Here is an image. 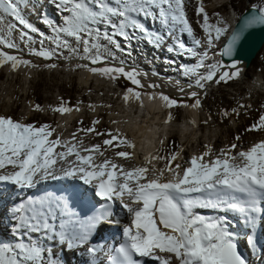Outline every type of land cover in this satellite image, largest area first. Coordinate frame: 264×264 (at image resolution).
<instances>
[{
	"label": "snow or ice",
	"instance_id": "obj_1",
	"mask_svg": "<svg viewBox=\"0 0 264 264\" xmlns=\"http://www.w3.org/2000/svg\"><path fill=\"white\" fill-rule=\"evenodd\" d=\"M45 3L54 9L53 15L44 13L45 4L40 0H0V17L12 21L0 29V67L9 66L12 71L21 66L39 67L23 57L25 51L45 60L78 58L91 65H105L77 64L76 68L112 80L125 78L135 88L128 87L123 100L141 106L143 93L138 89L145 85L139 77L147 73L136 68L126 70L123 59L117 65H107L109 59L116 60L113 48L126 52L133 41H143L155 48L166 47L176 56L196 58L194 64L178 65L181 74L194 78L193 82L186 86L179 80L172 82L178 92L194 98V103L182 106L196 109L201 107L200 92L186 88L204 90L239 78L242 61L235 58L238 46L250 30L264 26V8L243 16L227 43L215 53L229 58L230 63L222 59L206 63L229 26L219 13L211 22L202 0H198L196 14L202 16L197 24L203 38L195 34L186 12L190 0ZM35 9L39 10L37 19L42 27L31 20ZM152 23H158L163 31L151 30ZM45 66L57 67L54 63ZM147 87L160 85L150 83ZM149 97L156 99L157 94ZM158 98L169 109L182 104L163 93ZM79 103L69 107L61 98L59 106L50 108L64 115L80 112ZM88 107L95 111L94 105ZM33 110L43 108L36 104ZM171 119L169 113L165 123ZM78 123L82 125L83 121ZM99 124L95 119L91 127H79L70 139H62L49 123H25L0 114V187L7 185L10 191L19 193L11 206L0 212V233L5 237L0 240V264H61L56 249L83 252L88 257L85 264H250L252 252L245 256L240 247L243 244L257 249V230L264 229V139L238 151H234L239 147L236 143L219 152L204 145L205 151L184 162L187 166L174 163L180 153L172 152L145 156L142 166L126 167L117 158L130 161L134 152L117 149H135V143L119 128L99 131ZM261 130L264 114L246 129ZM90 136L109 138L102 144L86 145L85 138ZM109 150L112 156L106 155ZM156 160L166 163L157 167L153 163ZM50 181L69 183L59 194H28ZM84 191L91 199L83 198ZM201 210L217 214L207 215ZM5 218L9 221L7 228L2 227ZM105 225L120 227L118 243L96 242ZM259 247L264 252V246ZM260 259L264 260V255Z\"/></svg>",
	"mask_w": 264,
	"mask_h": 264
},
{
	"label": "rangeland",
	"instance_id": "obj_2",
	"mask_svg": "<svg viewBox=\"0 0 264 264\" xmlns=\"http://www.w3.org/2000/svg\"><path fill=\"white\" fill-rule=\"evenodd\" d=\"M223 1H226V6L224 8H217L220 2ZM230 2L228 3V0H202L205 11L209 14L210 21L213 23L217 19L216 13H219V17L227 23V18L232 12L236 11L239 17L238 12H243L248 4L264 7V0H230ZM197 6L198 0H190L189 6L186 9L195 32L201 30L197 24V20H202V16L197 17ZM13 35L15 37L16 34L13 33ZM134 43H136L138 48L139 61L135 57L132 60L133 58L130 56L124 60L127 62L126 67L134 66L142 71L145 65L142 63L143 60L140 57L142 53L140 49L147 43L143 41H134ZM146 47L154 49L152 46ZM160 48L155 49L151 55L147 54L150 56V59L152 58L154 60V57L158 56V59L163 60L166 47L164 49L165 51L163 50L164 52ZM11 51L15 54L14 50ZM112 51L116 58L120 59L121 56L118 50L113 48ZM210 55V58H212V52ZM23 57L32 60L39 67L28 68L21 66L17 71H12L9 66L0 67V114L11 115L14 119L25 120L27 123L35 122L37 125L49 123L56 128H67V131L64 132L66 136H71L70 131L73 133L79 127H91L92 121L99 119L100 124L97 126L99 131L103 132L109 129L115 130L119 128L121 133L126 135L129 140L134 141L132 131L129 129V125H127L128 118L123 117V110L127 108V104H124L122 98L124 92H126L128 87L135 88L129 81L121 77L125 84L124 87L121 89L107 88L106 86H110L111 82L115 80L110 81L109 78L102 77L99 74L89 76V71L86 68H76L77 64H89V67H100V65H91L89 61L78 58L71 60H64L63 58L45 60L40 57L31 56L27 51L23 53ZM127 59L132 61L129 62ZM108 62L117 63L114 61ZM52 63L56 64L57 67L50 68L45 66ZM164 66L163 68H166ZM169 68H171L170 65ZM159 70L155 69L150 72L143 70V73H152L154 76L164 77L156 74L155 71ZM161 74L163 75L162 72ZM174 78L183 80L185 77L177 73L174 74ZM209 87H212L213 90L209 91L204 89L199 96L201 107L197 108L199 116L198 122L192 123L193 116L189 113L191 110L182 106L183 102L181 99L173 98L181 101L182 104L179 107L171 108L172 113L168 112L166 114L168 116L171 113L172 119L168 122V133L164 132V146L157 155L167 156L172 152L181 153V149L185 148V155H181V158L179 160L177 159L174 163H181L187 166L184 162L192 155H199L205 151L204 145H210L214 152H219L220 149L226 148L232 143H236L239 146L238 148H240L246 144L253 143L254 141L259 142L264 139V130L246 131L247 128L258 121L260 115L264 114V48L254 59L250 71L244 77L237 78L228 83L222 82L219 85L212 84ZM261 89L262 91L260 92L259 90ZM140 90L144 91L145 87ZM61 98L64 102H67L69 107L73 108L77 106L78 102H82L79 103L81 111H73L64 115L51 111L50 106H59L61 104ZM190 101L194 103V98L188 102ZM36 104L41 105L43 111H34L33 106ZM89 105H94L95 111L91 110L88 107ZM108 105L111 107H108ZM241 105L245 107H241ZM134 111H137L138 114L140 113L138 108L132 110V112ZM225 112L228 113L227 116L224 115ZM81 120L83 121L82 125L78 123ZM114 120L119 123L113 124L112 121ZM185 124L190 125L188 129ZM237 136L240 137V140H236ZM107 138L109 137L90 136L85 138V142L93 140L95 144H102V141ZM189 139L191 141L189 146L184 145L186 140ZM121 149L134 152L136 147L135 149L126 147H122ZM234 151H238V149ZM107 153L113 155L111 150ZM124 163L127 167L143 165L142 163H138V158L135 153L130 161L124 160ZM153 163L157 167H163L166 161L156 160Z\"/></svg>",
	"mask_w": 264,
	"mask_h": 264
},
{
	"label": "bare ground",
	"instance_id": "obj_3",
	"mask_svg": "<svg viewBox=\"0 0 264 264\" xmlns=\"http://www.w3.org/2000/svg\"><path fill=\"white\" fill-rule=\"evenodd\" d=\"M223 2H225V1H223ZM237 20H238V14L236 13V11L232 12L229 15V17L227 18V21H228L227 25L229 26L228 33L225 35V37L222 38L221 43L218 44L217 50L211 51L212 52V58H211L212 61L218 60V59H215V58H220V56L219 55H215V53L219 51V49L222 46L223 41L225 40V38L227 37V35L229 34L231 28L233 27V25L235 24V22ZM188 42H189V44H191V41H188ZM146 46H147V44H144L143 48L140 47L141 48L140 51L142 52L140 54V57L143 60L142 63L145 65V67H143L142 69L143 70H148V72H150V71H154L153 68H155V66H156L155 63L156 62L152 58L150 59V56H148L147 54L151 55L152 52L154 53L155 49L157 50L159 48L153 47L154 49H151V48H148ZM164 49H165V47H164ZM161 51H163V50H161ZM169 54L170 53L166 50V53L163 54V57L165 55L167 56ZM145 61H147V62H145ZM158 61L162 62L161 59H158ZM208 62H210V61H208ZM106 63H107V65H117V63H111V62H108V61ZM98 65H100V64H98ZM163 65H165L164 67H166V68H163ZM100 66H105V65H100ZM160 67H162L163 69H160L159 71H155V72H156V74H160V76H162L161 75V72H162L164 78L163 77L161 78V77L154 76L152 73H147L146 77L143 76V75H141L139 77L141 79L142 83L145 85V90L142 91V93H143V95H142L143 104L141 106V104L138 103L140 105V107H141V108L138 107V110L140 111V113L138 114L137 111L132 112V110H134V106L130 105V103H135L136 104L137 102H135V101L129 102V104H127L128 105L127 108H125L123 106L125 108L123 110V117L125 116V118H128L127 125H129V129L132 131L133 138H134L135 145H136L135 146L136 149L134 150V153H135L136 157L138 158V163H142V164L145 163V161H144V157L145 156H149V155L156 156L159 153V151H161V147H159V145L161 144L160 141L162 139H164L163 141H165V138H163V136L165 134L164 132L168 133V129H169V127H168L169 125H168V123H165V120H167L166 118L168 117V116H166V114L168 112H171V109L166 108V107L163 106V102L158 98V94L159 93H163L165 95H167V94L170 95V96L173 95L174 97H178L179 99H181L183 104L191 105L193 103L191 101L188 102L189 100H191L193 98H191V97H189V96H187V95H185L183 93L178 92L176 85L174 83H172L174 81L179 80L178 78H173L171 76V74H169V73H171L170 71L172 70V68H169L168 65L163 64V63H162V65L160 63ZM238 67L242 68V72H241V75L239 77V78H241V77H244L250 71L252 65H251L250 68L246 69L245 65L243 63H241L240 65H238ZM127 68H135V67L134 66H128V67H126V70H127ZM136 69H138V68H136ZM143 70L141 71V69H140L139 71L141 73H143ZM162 70H166V71H162ZM88 75L92 76L93 73H91L89 71ZM167 75L171 76V77H168ZM109 80L112 81V79H109ZM179 81H180L182 86H186L185 82H183L181 80H179ZM150 83L158 84V85H160V87L155 88V89L148 88L147 85L150 84ZM138 90H140V89H138ZM191 90H196V91L200 92V95H201V91L202 90H200V89H195V88L188 89V88H186V91H191ZM153 93L157 94V98L156 99H150L149 94H153ZM124 94H125V92H124ZM187 108L189 110H191V112H189V113H191V115L193 116V120L192 121L198 122L199 121V116H198L197 108L196 109H193L191 107H187ZM185 125H186L187 129L190 126V125L188 126V124H185ZM184 134H185V132H184ZM183 137H185V136H183ZM62 139H70V137H68L66 135H63ZM190 143H191V141L189 139V140H186L184 145L189 146ZM251 145H252V143L248 144V147L251 146ZM181 155H185V148H183V151H181L178 160L181 158ZM107 156H108V154H107ZM100 159H103V158H100ZM134 159H135V157H134ZM120 163H122V162H120ZM1 238H3V237H1ZM0 240H2V239H0ZM241 246L243 247V244H241ZM246 249H248V248H246ZM244 251L246 252L245 249H244ZM56 254L60 258V260L61 259L65 260L64 264H71V258L66 259V258L63 257V255L66 254V253L59 251V252H56ZM253 257H254V254L252 253V255L250 256V264L252 262L251 260L253 259ZM78 261H82V259H79ZM259 261L261 262V259Z\"/></svg>",
	"mask_w": 264,
	"mask_h": 264
},
{
	"label": "water",
	"instance_id": "obj_4",
	"mask_svg": "<svg viewBox=\"0 0 264 264\" xmlns=\"http://www.w3.org/2000/svg\"><path fill=\"white\" fill-rule=\"evenodd\" d=\"M260 9L257 6H248L239 16L236 23L231 28L229 34L225 38V40L222 43V46L227 43V40L234 28L237 27L240 19L250 14L251 12ZM221 46V47H222ZM264 46V26H257L256 28L250 30L249 34H247L246 39L241 41V44L238 46L237 49V55L235 56L236 59H239L242 61V63L245 65L246 69L250 68L252 65V62L257 57L259 52L262 50ZM221 59L226 62L230 63L229 58L227 57H221Z\"/></svg>",
	"mask_w": 264,
	"mask_h": 264
}]
</instances>
